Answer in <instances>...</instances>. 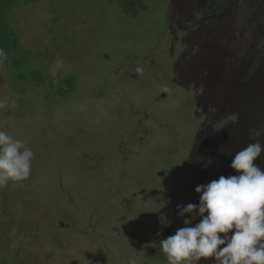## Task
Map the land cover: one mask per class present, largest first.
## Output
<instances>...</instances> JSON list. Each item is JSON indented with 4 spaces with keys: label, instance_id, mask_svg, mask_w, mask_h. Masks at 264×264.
<instances>
[{
    "label": "rangeland",
    "instance_id": "obj_1",
    "mask_svg": "<svg viewBox=\"0 0 264 264\" xmlns=\"http://www.w3.org/2000/svg\"><path fill=\"white\" fill-rule=\"evenodd\" d=\"M11 23L46 83L0 63V130L34 152L0 188V264H167L177 205L264 143V0H39Z\"/></svg>",
    "mask_w": 264,
    "mask_h": 264
},
{
    "label": "clouds",
    "instance_id": "obj_2",
    "mask_svg": "<svg viewBox=\"0 0 264 264\" xmlns=\"http://www.w3.org/2000/svg\"><path fill=\"white\" fill-rule=\"evenodd\" d=\"M6 56L0 48V63ZM135 71L141 74L143 68L138 66ZM5 107L7 102L0 101V109ZM224 119L237 126L239 113L227 114ZM249 135L250 138L264 135V125L250 129ZM262 152L264 143L259 140L249 143L235 153L230 165L239 175H222L218 180L198 185L195 188L200 196L198 204L177 205L179 216L191 219H185V227L159 242V251L167 264H200L201 261L204 264H264V169L254 164ZM33 158L34 152L23 140L0 130V188L27 180ZM211 163L209 159L208 164ZM197 217L200 222L192 226ZM159 223L167 227L171 221L161 213ZM147 246L157 247L155 243Z\"/></svg>",
    "mask_w": 264,
    "mask_h": 264
},
{
    "label": "trees",
    "instance_id": "obj_3",
    "mask_svg": "<svg viewBox=\"0 0 264 264\" xmlns=\"http://www.w3.org/2000/svg\"><path fill=\"white\" fill-rule=\"evenodd\" d=\"M38 1L39 0H0V48L7 54L3 62L12 64L19 81L22 83L34 82L37 86L43 87L46 81L43 80V74L41 72L35 71L31 72V74L25 72L26 62L23 57H20L21 41L11 23V15L14 11L33 6L37 4ZM65 86L69 88L67 92H71L76 86L74 79H68ZM59 92L58 95L60 96L64 94L62 91Z\"/></svg>",
    "mask_w": 264,
    "mask_h": 264
}]
</instances>
